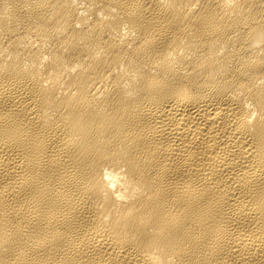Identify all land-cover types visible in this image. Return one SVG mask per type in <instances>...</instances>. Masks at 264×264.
I'll return each instance as SVG.
<instances>
[{
	"label": "bare ground",
	"instance_id": "obj_1",
	"mask_svg": "<svg viewBox=\"0 0 264 264\" xmlns=\"http://www.w3.org/2000/svg\"><path fill=\"white\" fill-rule=\"evenodd\" d=\"M0 264H264V0H0Z\"/></svg>",
	"mask_w": 264,
	"mask_h": 264
}]
</instances>
